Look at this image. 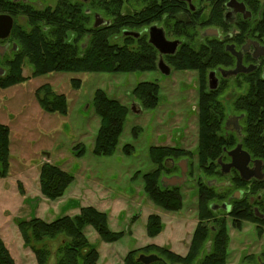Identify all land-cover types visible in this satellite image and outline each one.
<instances>
[{
    "label": "rangeland",
    "instance_id": "374dc122",
    "mask_svg": "<svg viewBox=\"0 0 264 264\" xmlns=\"http://www.w3.org/2000/svg\"><path fill=\"white\" fill-rule=\"evenodd\" d=\"M56 1L36 0L35 4L38 8H45L48 3L55 4ZM123 40V37L118 39L120 43ZM4 63L0 58V67L5 68ZM23 73L28 77L25 82L5 88L0 86V123L10 130V169L5 176L0 166V234L16 264H38L34 252L25 245L21 235L19 223L22 220L36 217L51 223L64 216L76 217L85 207L106 213L110 230L123 233L119 240L107 242L92 225L84 227L90 244L100 254L98 264H122L131 251L138 250L137 255L152 253L153 249L146 250L150 245L164 246L186 257L200 222L210 229L216 221L224 222L229 236L226 264H264V212L263 218L257 222L238 218L235 221V217L224 209L214 213L211 220L200 219V190L208 180L201 172L197 157L198 89L201 85L198 71L178 70L172 66L170 74L161 70L52 72L32 77V68L25 63ZM74 79L81 81L80 87L76 86L78 80ZM141 82L159 84L156 109H145L132 96ZM1 83H5L4 79H0ZM46 84L67 97L66 115L46 112L39 104L37 90ZM235 85V80L229 79L219 96L226 119L237 113L233 106L238 95L232 92L237 89ZM99 89L129 110L119 145L110 156L94 153L101 126L94 107V96ZM128 144L133 148L129 147V153H125L124 147ZM153 147H176L193 152L188 159L187 180L181 185L184 206L179 211H165L145 191L144 175L158 169L150 156ZM48 163L74 178L58 200L46 198L41 191V168ZM180 174L177 162L168 160L160 178ZM226 179L229 177L222 178L223 181ZM163 186L160 185L164 189ZM219 187H215L218 193L221 192ZM215 202L224 203L219 199ZM256 205L249 204L250 211ZM151 215H159L163 224L162 232L155 236L148 234ZM210 235L213 237L214 233ZM60 242H54V248ZM55 260L53 256L51 263Z\"/></svg>",
    "mask_w": 264,
    "mask_h": 264
},
{
    "label": "trees",
    "instance_id": "16d2710c",
    "mask_svg": "<svg viewBox=\"0 0 264 264\" xmlns=\"http://www.w3.org/2000/svg\"><path fill=\"white\" fill-rule=\"evenodd\" d=\"M203 1H212L214 15L210 19L206 18L201 14L202 9H198L194 27L182 23L177 31L182 44L174 55L167 57L175 69L196 70L199 73L201 85L197 157L201 172L208 180V184L200 190V219L203 221L214 218V213L217 211L212 208V204L216 203L217 199L225 202L235 191L244 190L245 195L241 199H232L230 214L235 217V221L238 218L253 219L257 222L263 218L264 206L258 207V212L255 208L250 211L249 204L252 205L250 196L257 195L264 189V181L261 185L251 186L237 174L231 179L232 185L220 193L215 189L219 186L210 185L209 181H223L222 178L226 176L220 172L219 159L225 155L226 148L232 149L238 143H242L252 158L261 160L264 169V80L260 81L257 90L254 87L255 89L252 88L247 94L235 99L233 104L235 111L245 114L242 120L244 131L241 135L228 134L225 108L219 99L222 88L209 91L207 78L211 70L219 66H230L231 55L216 39L210 40L205 37L206 42L202 43L199 40L202 30L207 26L223 23L221 6L226 0ZM149 2L151 6L156 0ZM79 7L77 4L64 1L55 9L27 10L32 28L31 30L19 26L15 28L13 35L18 49L13 51L12 58L5 59V74L0 75V79H4L5 83H1L0 86L5 88L25 82L28 79L23 73L25 63L31 66L32 77L52 72L131 73L158 70L157 49L141 34L139 37L124 35V31L127 30L125 26L140 28L144 23L141 14H138L139 19L134 22L119 13L120 8L117 4L114 8H106L108 14L111 15L113 12L116 14L115 24L90 28L88 14ZM150 12L148 21L146 20L148 23L154 19L152 17L155 14L154 11L150 10ZM121 37L124 39L122 43L118 41ZM76 82H78L76 86L80 87L81 81ZM132 96L145 109H156L159 105L160 86L155 82H141L133 90ZM37 97L46 112L67 114V97L56 93L50 84L38 88ZM94 107L101 119L94 153L100 156L113 155L119 145L129 110L119 100L111 98L101 89L95 93ZM129 147L133 148L130 144L124 147L125 153H129ZM82 151L84 152L85 149L83 148ZM150 156L158 169L144 175L146 193L165 211L181 210L184 206L181 186H165L160 178V172L166 168L168 160H173L178 165L181 160L191 158L193 152L176 147H153ZM9 157L10 130L8 126L0 123V166L3 169V176L10 169ZM73 179V175L61 168L50 163L45 164L40 173L41 191L46 198L58 200L63 197ZM160 185H164V189ZM254 204L258 205L257 202ZM233 206L235 209H232ZM216 222V225H212L215 232L212 227L209 229L200 222L186 257L155 245H150L146 250L153 249L152 253L171 263L173 261V264H226L229 236L224 222ZM86 225H92L107 242L119 240L123 235L121 232L111 231L107 214L94 207L82 208L81 213L76 217L64 216L51 223L36 217L22 220L19 229L25 245L34 252L38 264H98L100 254L90 244L83 231ZM162 230L160 216L151 215L148 234L155 236ZM210 233H214V236L211 237ZM59 240L60 245L54 248V242ZM209 242L212 244L210 247ZM137 252L138 250L131 251L122 264H143L138 260L140 254L137 255ZM53 256L56 257L55 263H51ZM0 264H16L1 234ZM153 264L163 263L157 261Z\"/></svg>",
    "mask_w": 264,
    "mask_h": 264
},
{
    "label": "flooded vegetation",
    "instance_id": "af4514ba",
    "mask_svg": "<svg viewBox=\"0 0 264 264\" xmlns=\"http://www.w3.org/2000/svg\"><path fill=\"white\" fill-rule=\"evenodd\" d=\"M64 1L79 5L80 10L82 9V11L88 14V26L90 28L111 26L112 24H115L116 14L114 12L111 13V15L108 14L106 8H114L117 4L120 8L119 13L124 17H128L134 22H137V18L139 19L138 14H141V18L143 17L144 23L140 26V28H138L139 26H135L134 28L125 26L124 28L140 33L141 36L147 39V41L153 46L154 44L151 42V39L155 36L152 30L153 27L161 29L168 41H180V47L182 44V39L177 36V31L182 23L185 25L188 24L190 27H194L196 25L195 14H197L196 11L198 9H202L201 14H204L206 18L210 19L211 16L214 15L213 5H211L212 1L207 2L203 0H192V3L184 0H156L155 4L151 6L149 5V0H57L55 4L48 3L45 8H38L35 4L36 0H0V15H9L13 18V27L10 34L5 38L0 37V46H7L5 53L0 55V58L5 61V58L12 57L13 51L18 49L17 42L15 41L13 35L16 27L19 26L25 30H31L32 26L29 23V15L26 13L27 10H44L47 8L55 9L60 2ZM231 1L232 0H226V2L221 6L223 23L216 25L210 24L207 26L204 30H202L201 38L199 40L200 43H202L206 42L205 37L210 38V40L216 39L220 42V44L225 46V50L231 55L230 66H219L209 72L208 90L213 91L221 88L223 89L222 85H225L229 79H233L235 80V87L237 89L234 88L232 92L238 93L236 96V98H238L247 94L254 87H256L257 90L259 88L260 81L264 80V0H235L239 4L244 5V11H237L235 7L230 6L229 3ZM152 8L156 9L153 10ZM150 10L154 11L155 14H153L152 17L154 19L148 23V15L151 13ZM20 21H22V23H20ZM98 21L99 24L97 25ZM208 29H217L219 30L220 35L207 36L205 33ZM228 46H233L237 52L241 53V63L243 68H252L251 71H241L237 75L223 74V71L234 70L238 66V57L228 50ZM157 51L159 55V63L161 56L160 51L158 49ZM168 56H171V54L164 55L163 59L172 70V65L167 60ZM212 72H215L216 78L218 80V85L216 88H211L210 86V74ZM198 91L200 92V88ZM244 116V113H236L226 119V129L228 134L241 135L243 133L244 129L242 120ZM233 117H238L240 131L237 129L235 122H232L229 126L227 125V122ZM237 145L232 149L226 148L224 150L225 155L222 157L224 163L231 162L229 152L234 150ZM256 160L258 159L252 158V161L249 164L250 169H255ZM220 172L225 175L226 178L229 177L228 180L226 179L222 182H218L222 184L220 186L221 192L232 185L231 179H233L237 174H239V176L242 178L241 173L235 168H232L229 173H224L220 165ZM261 174V178L252 176L249 180H245L244 178L242 179L248 182L251 186L257 184L261 185V182L264 181L263 163ZM238 191H241L242 193L241 198L245 195L244 190H237L224 203L232 204V199H236L234 198V195ZM250 201L252 203H258L255 208L258 212V207L264 206V189L257 195H251ZM219 209H216L215 211H218ZM226 212L229 213L230 210ZM212 228L215 232V228L213 226ZM211 245V242H209L208 246L210 247ZM162 248L165 247L162 246ZM165 249L168 248L166 247ZM161 262L163 264H171V262L165 258Z\"/></svg>",
    "mask_w": 264,
    "mask_h": 264
},
{
    "label": "water",
    "instance_id": "95a60500",
    "mask_svg": "<svg viewBox=\"0 0 264 264\" xmlns=\"http://www.w3.org/2000/svg\"><path fill=\"white\" fill-rule=\"evenodd\" d=\"M184 1H188L192 3V0H184ZM229 5L232 7H235L237 11L245 10L244 5L239 4L235 0H232L229 3ZM98 24H99V21L97 22V25ZM12 27H13V18L9 15H0V37L1 38L7 37L10 34ZM152 30L155 36L151 39V42L160 51V56H161L160 61L158 63V68L163 73L170 74L171 68L166 64V62L163 59V56L167 54H171V55L175 54V52L177 51L179 47L180 41H168L161 29L153 27ZM205 34L207 36H219L220 32L217 29H208ZM124 35H127V36L132 35L135 37H139L140 33H137L131 30H125ZM6 49H7V46H0V55H3ZM228 50H230L234 55L238 57V66L234 70L223 71L224 75H237L241 71H251L252 70V68H249V69L243 68L242 63H241V53L237 52L233 46H228ZM4 74H5V70L0 67V75H4ZM217 85H218V80L216 78V74L215 72H212L210 74V86L211 88H216ZM238 120H239L238 117H233L227 122V125L229 126L232 122H235V124L237 125V129L240 131ZM229 155L231 157L230 163H224L222 158L219 159V164L221 165L224 173H229L232 168H235L241 173L242 178H244L245 180H249L252 176H256L259 178L262 177V174H261L262 161L256 160L255 169L253 170L250 169L249 164L252 161V158H251L250 153L243 149L242 144H238L234 150L229 152ZM178 165L181 168V175L163 177L162 182L164 183L165 186H171V187L178 186V185L181 186L187 180V173L189 170L188 160L183 159L178 163ZM209 184L218 185V186L221 185V183H218L216 180L209 181ZM241 195H242L241 191H238L237 193H235L234 198L239 199L241 198ZM212 208L214 210L223 208L226 211H229L230 204L214 203L212 204ZM138 260L143 264H153L157 261H162L163 258L155 253H152V254L142 253L139 255Z\"/></svg>",
    "mask_w": 264,
    "mask_h": 264
}]
</instances>
